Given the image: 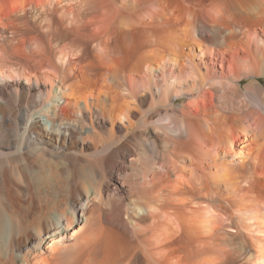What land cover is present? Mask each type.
<instances>
[{
  "label": "bare ground",
  "instance_id": "obj_1",
  "mask_svg": "<svg viewBox=\"0 0 264 264\" xmlns=\"http://www.w3.org/2000/svg\"><path fill=\"white\" fill-rule=\"evenodd\" d=\"M262 78L264 0H0V264H264Z\"/></svg>",
  "mask_w": 264,
  "mask_h": 264
},
{
  "label": "rangeland",
  "instance_id": "obj_2",
  "mask_svg": "<svg viewBox=\"0 0 264 264\" xmlns=\"http://www.w3.org/2000/svg\"><path fill=\"white\" fill-rule=\"evenodd\" d=\"M250 80H251V79H245V80L243 81L242 84H245V83L249 82ZM261 81H262L263 84H264V78H262ZM129 132H130V131H129ZM129 132H128V134H129Z\"/></svg>",
  "mask_w": 264,
  "mask_h": 264
}]
</instances>
